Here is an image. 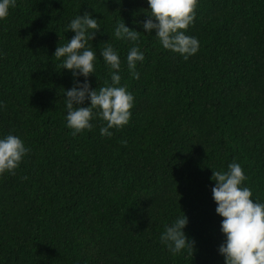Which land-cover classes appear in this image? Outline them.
Masks as SVG:
<instances>
[{
    "label": "trees",
    "instance_id": "16d2710c",
    "mask_svg": "<svg viewBox=\"0 0 264 264\" xmlns=\"http://www.w3.org/2000/svg\"><path fill=\"white\" fill-rule=\"evenodd\" d=\"M147 11V0H16L0 20V138L30 149L16 175L0 177V264H225L213 171L239 163L264 203V0H198L185 35L199 51L187 60L145 31ZM86 12L100 28L88 40L91 88L113 86L100 47L110 41L118 86L134 97L130 122L110 137L99 117L91 131L67 127L77 78L54 54ZM122 19L138 42L115 38ZM133 46L144 55L138 80ZM183 214L194 254L173 255L160 237Z\"/></svg>",
    "mask_w": 264,
    "mask_h": 264
},
{
    "label": "clouds",
    "instance_id": "9594fccd",
    "mask_svg": "<svg viewBox=\"0 0 264 264\" xmlns=\"http://www.w3.org/2000/svg\"><path fill=\"white\" fill-rule=\"evenodd\" d=\"M147 3L150 11L145 14L149 18L142 23L145 31L148 34L155 31L164 49L182 55L185 60L196 55L199 41L185 35V32L196 19L198 0H147ZM15 6L16 0H0V20L7 19L10 7ZM68 28L75 36L59 46L54 54L57 60L63 58V68L77 78L74 87L65 90L67 127L75 136L85 130L91 131L94 127L91 121L99 117L106 122V126L100 129L101 135L110 137L112 132L109 129H122L130 122L134 104L133 95L125 87L118 86L121 82L119 55L110 41L101 44V56L112 70L113 86L93 90L88 78L95 73L96 53L88 46V40H94L95 34L100 31L98 20L86 12L72 20ZM140 35V32L126 26L123 19L117 23L114 32L116 39L132 42H138ZM143 60L144 55L139 48L131 47L127 66L134 79L140 78L136 67L137 62ZM81 75L85 78L82 84L78 80ZM87 100L91 104L85 107ZM29 151L18 136L9 134L0 138V177L16 175ZM228 168L227 172L213 171L211 178L216 183L212 188L216 212L223 218L221 230L226 236L219 252L225 257V264H264V203L254 202L251 189L243 186L247 177L239 163L233 162ZM188 222L183 214L171 226H165L161 234V242L173 255L185 249L194 254L195 241L184 232Z\"/></svg>",
    "mask_w": 264,
    "mask_h": 264
}]
</instances>
